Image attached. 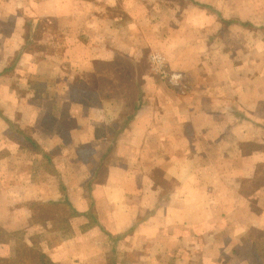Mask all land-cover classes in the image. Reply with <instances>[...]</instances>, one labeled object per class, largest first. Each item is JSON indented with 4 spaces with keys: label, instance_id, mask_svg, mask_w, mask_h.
I'll list each match as a JSON object with an SVG mask.
<instances>
[{
    "label": "crops",
    "instance_id": "1",
    "mask_svg": "<svg viewBox=\"0 0 264 264\" xmlns=\"http://www.w3.org/2000/svg\"><path fill=\"white\" fill-rule=\"evenodd\" d=\"M0 264H264V0H0Z\"/></svg>",
    "mask_w": 264,
    "mask_h": 264
}]
</instances>
